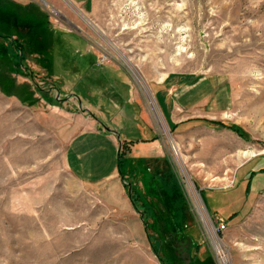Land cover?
<instances>
[{"label": "rangeland", "instance_id": "1", "mask_svg": "<svg viewBox=\"0 0 264 264\" xmlns=\"http://www.w3.org/2000/svg\"><path fill=\"white\" fill-rule=\"evenodd\" d=\"M91 119L118 190L66 169ZM0 264H264V0H0Z\"/></svg>", "mask_w": 264, "mask_h": 264}, {"label": "crops", "instance_id": "2", "mask_svg": "<svg viewBox=\"0 0 264 264\" xmlns=\"http://www.w3.org/2000/svg\"><path fill=\"white\" fill-rule=\"evenodd\" d=\"M13 1L21 6H29L34 2V0ZM74 1L83 3L84 0ZM161 110L165 120L175 122L173 106L168 102L163 103ZM72 129L70 128L64 151L67 171L86 185L110 182L118 190L122 181V173L118 171L117 166L118 145L121 144L118 132L105 124H100L96 119L82 120L77 126H72ZM150 145L153 146V143Z\"/></svg>", "mask_w": 264, "mask_h": 264}, {"label": "bare ground", "instance_id": "3", "mask_svg": "<svg viewBox=\"0 0 264 264\" xmlns=\"http://www.w3.org/2000/svg\"><path fill=\"white\" fill-rule=\"evenodd\" d=\"M126 62V61H125ZM129 66V65H128ZM131 70H132V68L131 67H129ZM152 108H153V110H154V113L157 115L156 117H157V120H158V122H159V124L162 126V128L164 129V126H163V124H162V121H161V119H160V117L158 116V112H157V108H156V106L154 105V103L152 102ZM187 187H188V189L189 190H191L192 192L194 191V187H193V185L192 184H190V183H188L187 182ZM192 198H194V197H192ZM196 198V197H195ZM195 198H194V201H195ZM200 200H199V198H198V200L197 201H195V208H196V210H197V212H198V214L200 215V217L202 218V220H203V222H204V224H206V227H207V229H208V231H210L209 230V222H208V219L205 217V213L203 212L204 211V209H203V207H201L200 206ZM210 236H211V239H212V241L214 242V248L216 249V250H218V251H220V246H219V242L217 241V239H216V237L212 234V233H210ZM218 242V243H217ZM222 259V260H221ZM220 260L222 261V263H224V258L223 257H221L220 258Z\"/></svg>", "mask_w": 264, "mask_h": 264}, {"label": "built area", "instance_id": "4", "mask_svg": "<svg viewBox=\"0 0 264 264\" xmlns=\"http://www.w3.org/2000/svg\"><path fill=\"white\" fill-rule=\"evenodd\" d=\"M224 229H225V226H224L223 224H221V225H217V226L215 227V231H216V233L221 232V231L224 230Z\"/></svg>", "mask_w": 264, "mask_h": 264}, {"label": "trees", "instance_id": "5", "mask_svg": "<svg viewBox=\"0 0 264 264\" xmlns=\"http://www.w3.org/2000/svg\"><path fill=\"white\" fill-rule=\"evenodd\" d=\"M119 162H121V161L119 160L118 163H119ZM119 167H120V163H119ZM149 210L152 211L153 209L150 207ZM153 214H154V220H155V222H156V221L158 222V215L155 214L154 212H153Z\"/></svg>", "mask_w": 264, "mask_h": 264}]
</instances>
